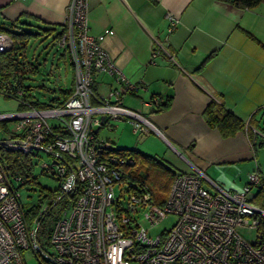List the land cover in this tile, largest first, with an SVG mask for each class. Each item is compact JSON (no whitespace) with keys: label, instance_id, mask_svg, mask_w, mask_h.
Here are the masks:
<instances>
[{"label":"built area","instance_id":"2783aa9c","mask_svg":"<svg viewBox=\"0 0 264 264\" xmlns=\"http://www.w3.org/2000/svg\"><path fill=\"white\" fill-rule=\"evenodd\" d=\"M89 11L88 0H71L65 28L53 41L72 62V94L62 103L38 107L23 101L19 90L18 99L27 107L0 112V130L8 134L0 140L35 155L40 152L35 147L51 151V161L41 164L43 172L59 179L60 196H78L56 218L49 241H40L38 218L48 203L30 224L19 190L23 179L8 170L0 155V264H26L27 250L41 264H264L262 232L248 240L238 230L259 228L264 216L254 201V185L264 184L258 170L249 173L241 190H228L200 170L179 172L159 203L144 181L132 177L134 157L111 151L113 142L96 137L103 115L106 123L130 120L137 134L163 133L142 110L124 104L125 93L143 86L129 79L106 51L104 35L91 32ZM166 17L171 34L180 20L171 12ZM12 45V36L0 30V52ZM103 73L121 87L98 96L93 85ZM172 215L176 221L171 228L150 234Z\"/></svg>","mask_w":264,"mask_h":264},{"label":"crops","instance_id":"0c3cea01","mask_svg":"<svg viewBox=\"0 0 264 264\" xmlns=\"http://www.w3.org/2000/svg\"><path fill=\"white\" fill-rule=\"evenodd\" d=\"M88 1L91 32L104 35L102 45L106 51L129 79L143 86L136 93H125L124 104L142 110L163 133L159 135L174 143L176 150H188L192 165L187 166L189 171L200 170L209 176L211 165L206 160L233 164L251 160V151L241 149L240 143L247 147L248 140L252 146L256 142L264 144V2L243 8L234 0ZM70 2L0 0V25L41 31L43 37L52 36L54 41L65 28ZM168 12L180 20L171 34L167 30ZM47 50L41 60L36 58L44 66H48L52 55ZM214 51L215 55L206 60ZM59 57L64 58L62 53ZM52 68L47 72L42 67L38 75L49 77L55 73ZM114 87L121 85L103 73L97 76L93 90L103 96ZM156 98L158 103L150 102ZM212 100L243 119L246 131L224 136L211 126L204 110ZM116 121L118 124L108 121L107 125H132L127 119ZM100 129L98 139L116 145L114 138L100 137ZM244 131L249 132L248 139ZM206 141L225 142V146L205 151ZM247 165V180L242 179L240 186L232 184L228 189L223 182L219 185L228 190L242 189L251 169L263 172L258 160L256 166L252 162Z\"/></svg>","mask_w":264,"mask_h":264},{"label":"rangeland","instance_id":"374dc122","mask_svg":"<svg viewBox=\"0 0 264 264\" xmlns=\"http://www.w3.org/2000/svg\"><path fill=\"white\" fill-rule=\"evenodd\" d=\"M42 33V32H41ZM52 36L50 38L43 37V34H41L37 40H33L30 44L28 56L33 61H36L37 56L38 59L41 60V57L44 53H46L47 47V53L50 52L52 55H49V58L47 60L48 66L41 65L44 68L43 70H47V72L51 68V63L54 64L52 70L53 75L49 76L46 74H41L36 77L30 78L28 81V84H30L34 89V95L36 99H39L41 101H49L50 98L54 95L52 91L42 88V85H46L51 88H55L56 91H58L60 88H67L72 85L74 82V72L71 67V64L69 63V58L66 53L64 55L63 59H60V54L62 53L63 49L58 48L54 43L52 44L53 40L51 41ZM47 55V54H46ZM54 55H58L56 60L54 58ZM40 62V61H38ZM41 63V62H40ZM45 72V73H47ZM19 99L15 97H7L3 94H0V112H12L19 109ZM112 124H118L116 120L110 119L108 120ZM108 124V123H107ZM100 127V137L103 138H114L116 141L117 147L121 148H135L139 151L156 156L166 167L170 169L171 172L174 174L179 172H191L188 170L187 166L191 165V154L188 152L187 149L183 150H176L174 147L175 144L168 143L165 139H163L158 133L156 132H150L148 134H137L133 131L132 125L128 124L127 126H121L119 124L118 128H113V125H107ZM240 130H245L240 129ZM246 131V130H245ZM244 131V132H245ZM248 131L245 132L244 137L248 139L247 137ZM8 139V134L4 132L3 130H0V139ZM171 141V140H170ZM247 141V140H246ZM172 142V141H171ZM248 142V147L245 146L244 143H240L241 149L248 148L251 151V160H242L240 162H237L235 164L233 163H219L216 162L213 163L212 161H207V163H210L211 169H209V177L216 182L217 184H220V182H223L226 184V188H230L232 184H237V186H240L243 181L247 180L245 178L246 176V170H247V163L252 162L253 165L256 166V160H258L259 165L261 166L263 172H260L261 178L264 180V144H259V142H256L255 145L252 146L250 140ZM225 146V142H218L213 143L206 141V143L203 146V149L205 151L211 150L215 147H219L220 149ZM200 147V145H199ZM247 149V150H248ZM259 150L260 153L257 154L255 152ZM52 157L51 154L40 151L37 155L34 156V162L36 163L35 168V176L37 178L36 183L32 184H25L20 186V194H21V201L24 205V207L30 208L35 203H38L39 201V194L41 188L46 189H57L59 187L60 181L56 176H53L49 173H45L42 170L41 164L42 163H49L51 161ZM141 170L145 171L147 174V167L142 164ZM254 166V167H255ZM256 168V167H255ZM256 170V169H251ZM240 172V174L238 173ZM248 173V172H247ZM206 174V173H205ZM242 174V175H241ZM241 176V177H240ZM248 181H249V174H248ZM247 181V182H248ZM171 186L170 185L167 189L159 188L158 190V196H162L163 198H166L169 192ZM260 187L258 185H254L253 187V193L256 195L259 192ZM235 190V189H230ZM237 190H241L240 188ZM71 205V202L65 198L59 205H57L52 215L47 219L45 222L44 228L45 233L40 235V241L48 242L49 241V232L54 227L56 218L63 214L65 209H67ZM259 205V204H258ZM264 217V216H263ZM176 221L175 216H169L165 220L161 221L159 224H157L154 228L150 230L151 235H156L162 232L165 228L169 229L173 225V223ZM239 232L248 240H253L257 237V235L260 232V229L258 227H250V226H243L240 227ZM24 259L26 264H41L39 259L35 256V254L31 250H27L24 253Z\"/></svg>","mask_w":264,"mask_h":264},{"label":"trees","instance_id":"16d2710c","mask_svg":"<svg viewBox=\"0 0 264 264\" xmlns=\"http://www.w3.org/2000/svg\"><path fill=\"white\" fill-rule=\"evenodd\" d=\"M264 2V0H234L237 6L243 8H252L257 4ZM0 30L7 31L13 38V45L9 50L0 52V94L7 97L18 98V91L23 90V101H29L31 104L38 107H47L57 103L64 102L74 90V82L70 87L60 88L59 94L55 88L42 85V88L54 92L49 101H41L35 98L34 88L28 84L30 78L36 77L41 70V63L33 61L28 56L30 44L33 40L38 39L42 34L41 31L32 32L29 30H13L10 27H3L0 25ZM49 31V29H47ZM61 33L55 36L58 37ZM215 51L210 53L206 60L215 55ZM62 55H66L62 52ZM46 60V58H45ZM71 61V60H70ZM72 64V62H71ZM52 68V67H51ZM27 105L23 102L19 103L20 109H25ZM204 117L206 121L213 127H216L224 136L233 135L240 129L245 127V122L238 115L231 110L224 107L218 101L212 100L204 110ZM3 126L7 128L6 123ZM100 129V128H99ZM98 137V132H95ZM16 136V135H13ZM122 155H131L135 159V165L132 168V177L144 181L153 193L155 200L159 203L163 202L165 198L158 196L159 188L167 189L172 182L175 174L170 171L156 156L145 154L135 148H121L116 147L111 150ZM0 155L2 159L8 164V170L13 174H18L22 177L23 182L20 186L25 184H32L37 182L35 176L36 163L34 162L35 154L25 152L23 150H14L0 143ZM64 163H69V159L65 157ZM147 167V174L141 170V165ZM141 172V174H139ZM60 189H46L41 188L39 194V201L25 211V217L31 224L39 214L45 202L48 203L47 210L38 218L41 221L39 228V235L45 233V222L52 215L54 208L59 205L65 198L71 203L75 201L78 192L68 193L62 198L55 207L48 212V209L53 205L55 200L60 196ZM254 201L264 209V184L260 186L259 192L255 195ZM259 229L264 236V217L261 218Z\"/></svg>","mask_w":264,"mask_h":264},{"label":"water","instance_id":"95a60500","mask_svg":"<svg viewBox=\"0 0 264 264\" xmlns=\"http://www.w3.org/2000/svg\"><path fill=\"white\" fill-rule=\"evenodd\" d=\"M105 118H106V116L105 115H103L102 116V118H101V123L103 124L104 122H105ZM95 132H98V129H95ZM10 142H11V140H0V143H2V144H5V145H9L10 144ZM35 149L36 150H40V151H44V152H47V153H49V154H53L51 151H48L47 149H45V148H43V147H35ZM67 193H64V194H62L59 198H57L56 200H55V202L53 203V205L48 209V212L50 211V210H52L54 207H55V205L66 195ZM39 226H40V223L37 225V229L39 228Z\"/></svg>","mask_w":264,"mask_h":264},{"label":"clouds","instance_id":"9594fccd","mask_svg":"<svg viewBox=\"0 0 264 264\" xmlns=\"http://www.w3.org/2000/svg\"><path fill=\"white\" fill-rule=\"evenodd\" d=\"M107 123H108V122H107ZM107 123H106V120H105L104 125L107 124ZM104 125H103V126H104ZM101 127H102V126H101ZM99 128H100V127H99ZM99 128H97V129H99Z\"/></svg>","mask_w":264,"mask_h":264}]
</instances>
